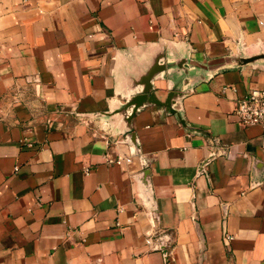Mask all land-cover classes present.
Masks as SVG:
<instances>
[{"label": "crops", "instance_id": "crops-1", "mask_svg": "<svg viewBox=\"0 0 264 264\" xmlns=\"http://www.w3.org/2000/svg\"><path fill=\"white\" fill-rule=\"evenodd\" d=\"M262 51L264 0H0V264H264Z\"/></svg>", "mask_w": 264, "mask_h": 264}, {"label": "water", "instance_id": "water-1", "mask_svg": "<svg viewBox=\"0 0 264 264\" xmlns=\"http://www.w3.org/2000/svg\"><path fill=\"white\" fill-rule=\"evenodd\" d=\"M234 62L236 65H245L249 63H254L258 60H264V51L256 53L254 55L250 56H237L234 59ZM165 65H159L158 63L153 65L150 71L144 76L142 79V83L144 84L142 87V90L137 95H134L131 97V99L128 100V102L125 104V107H131L130 116H132L136 110L143 106L144 103H154L157 105L164 106L168 111L171 113H174L175 110L171 107L172 105V97L174 96V93H170L167 97V99L163 102L157 100L152 92V86L150 84V81L153 79V77L164 70ZM131 136L130 134L126 135V140L130 141V143L134 146V152L136 153L138 151V148L136 147V144L130 140Z\"/></svg>", "mask_w": 264, "mask_h": 264}, {"label": "built area", "instance_id": "built-area-1", "mask_svg": "<svg viewBox=\"0 0 264 264\" xmlns=\"http://www.w3.org/2000/svg\"><path fill=\"white\" fill-rule=\"evenodd\" d=\"M233 114L243 126L260 125L264 131V88L251 89L245 96L238 100L233 109ZM124 158L118 156L116 159L107 158L109 163L120 164ZM129 161V158L125 159ZM88 171H86L87 173ZM225 239L232 237L226 235ZM150 242V239H148Z\"/></svg>", "mask_w": 264, "mask_h": 264}]
</instances>
